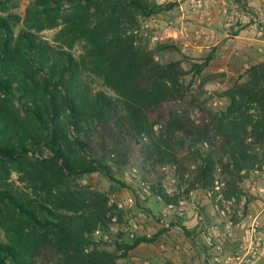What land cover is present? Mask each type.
Here are the masks:
<instances>
[{
  "label": "trees",
  "instance_id": "16d2710c",
  "mask_svg": "<svg viewBox=\"0 0 264 264\" xmlns=\"http://www.w3.org/2000/svg\"><path fill=\"white\" fill-rule=\"evenodd\" d=\"M156 9L148 0H31L24 19L27 28L18 34L12 16L0 15V229L9 239L0 240V264H37L19 243L33 228L57 226L63 247L78 246L84 240L82 235L77 239L72 235L65 215L4 184L11 170L29 173L39 169L33 175V187L40 181L45 186L48 179L66 171L78 175L102 170L116 180L112 168L103 162L107 145L125 161L133 155L130 143L136 144L147 161L164 160L173 156L171 149L178 144L175 130L196 145L210 142V151L198 152L202 157L198 179L205 183L217 166L240 179L242 169L250 170L262 162L252 147L264 145V62L252 66L248 79L228 92L227 109L208 115L220 144L211 140L209 130L196 132L181 124L166 134H156L150 113L159 107L162 100L157 93L170 79L163 73L176 72V68L154 62L152 53L135 47L126 34L128 27L140 23L139 16L166 7ZM0 10H5L3 0ZM51 28H59L54 36L57 46L31 31ZM78 44L82 49L76 55L73 50ZM92 76L119 96L93 90L88 82ZM71 127L77 131L74 141L69 137ZM142 134L148 135V142L140 143ZM93 137L100 142L102 159L73 161L71 143L87 152ZM43 143L52 148V157L40 167L27 163L31 148ZM229 186L236 187V180ZM160 196L166 204H175L182 197L165 191ZM138 244L124 247L131 250ZM96 253L81 250L75 264H106Z\"/></svg>",
  "mask_w": 264,
  "mask_h": 264
},
{
  "label": "rangeland",
  "instance_id": "374dc122",
  "mask_svg": "<svg viewBox=\"0 0 264 264\" xmlns=\"http://www.w3.org/2000/svg\"><path fill=\"white\" fill-rule=\"evenodd\" d=\"M3 1H5V10H0V15L12 16V22L16 21L13 28L18 34L27 28L24 19L31 0ZM254 2H258V9L255 4H250L246 0L244 2L241 0L239 8H242L245 15L249 17L246 19L245 27H249L250 23H256L253 31H248L252 33L253 37L258 33V42L253 40L245 61H242L240 69L236 70L234 74L227 72L213 74L211 72L209 60L216 53L217 48L222 46V42L212 46L210 50L204 53L184 51V43L180 38L176 40L172 38L163 43L153 44L149 35L146 34L147 29L144 28L153 14L139 16L140 23L133 28H127L126 34L133 39L135 47L147 48L152 53L154 62L160 66L175 65L176 68V72L163 73L164 77L170 79H166L165 84L161 85V91L157 94L162 101L159 107L153 108L155 113H150L158 136L161 133L166 134L168 130L175 129V125L181 124L196 132L209 130L211 140L220 144L221 138L216 136V131L210 124L211 120L208 115L227 109L230 103L228 92L238 83H243L248 79L249 69L252 66L264 62V0H255ZM148 3L151 6L157 5V11L159 7H169L166 4H157L153 0H148ZM173 6L171 5L170 8L173 9ZM256 11H258V17L254 19L253 15ZM169 13L173 14L171 11ZM240 25L242 23L237 22L234 27ZM242 28L244 27L240 29ZM58 29H44L40 32L32 29L31 31L57 46L54 36ZM232 31L235 32L236 29L233 28ZM226 39L228 38H224L223 41ZM204 40L207 44L211 41L205 38ZM210 43L214 44L213 42ZM81 49L82 46L78 44L73 51L78 55ZM88 82L95 91L102 90L109 95H118L106 87L100 78L92 76ZM217 82H221L223 86H219ZM216 102L217 104H215ZM76 136V129L71 127L69 137L74 141ZM173 136L175 142L178 143L172 145L173 156L167 155L168 157L166 156L164 160L159 159L151 162L145 159V154L138 149L135 143H130L133 155L128 158V161L111 153L112 145H107L106 152H103L106 155L103 162L112 168L116 180H112L102 170L78 175L68 174L66 171L55 178L48 179L45 186L40 181L36 187H33L32 178L35 173L38 174L39 169L29 173L11 170L5 180L6 182H3L4 184H9L17 190L28 193L33 199L44 202L54 213L65 215L68 220V229L75 233L72 235L76 239L81 235L84 237L78 246L74 243L63 247L60 243L61 235L57 226L33 228L24 234L21 242L19 241L22 251L31 255L37 264H75L78 258L77 254L81 250L84 251V254H91L96 251L99 257H103L102 261L106 264H136V260L131 258L130 249L124 247L125 244L147 242L160 249L159 232L169 228L159 226L164 215L163 208H166L165 200L160 196V192L165 191L170 196H173L174 192L179 193L182 196L181 199L189 200L188 203L198 201L197 205L200 209L208 205L213 207L209 201L206 203L207 200L203 197L205 189L211 185L212 179L224 173L223 167L217 166L212 173H209L210 179L207 183L198 179L202 165V157L198 155V152L210 151V142H207L208 146L204 145V141L196 145L177 130L174 131ZM139 137L140 143L149 141L147 134H142ZM98 138L100 139V137ZM247 141L248 143L252 142L251 139ZM99 143L93 137L90 142L91 149L83 152L80 147L72 142L73 161L84 159L90 162L91 159H102L99 155V152L102 153ZM192 145L196 147L194 151L190 150ZM252 152L259 154L262 159V162H257L252 169L258 168L263 172L264 158L262 153L264 152V145H253ZM52 155V148L43 143L31 148L26 161L40 167V163ZM252 169H247L249 173L247 177L239 182L236 181V187L230 188L229 186L224 192L238 195L239 198L243 194L246 197L250 196L252 193L251 183L255 179L253 172H251ZM258 175V186H264L260 182V177L263 175ZM118 181L124 184L122 185ZM56 184L59 185V189L56 188ZM248 188L251 193H249ZM192 191L199 192L194 199L191 196ZM253 198L254 200L258 199L254 196ZM248 213H252V211L247 209L244 215ZM169 214L170 220L168 221L173 223L177 217L170 212ZM238 216L239 213L236 210L233 219L237 220ZM148 219H150V223H147ZM132 221L139 222L141 226L134 238H131L129 233ZM101 234H108L109 238L105 239L100 236ZM140 239L142 241H138ZM0 240H9L6 233L1 229ZM238 245L239 242L236 241V247ZM69 251H72L71 255L68 254Z\"/></svg>",
  "mask_w": 264,
  "mask_h": 264
},
{
  "label": "crops",
  "instance_id": "0c3cea01",
  "mask_svg": "<svg viewBox=\"0 0 264 264\" xmlns=\"http://www.w3.org/2000/svg\"><path fill=\"white\" fill-rule=\"evenodd\" d=\"M246 1L255 4L258 9V2H254L255 0ZM202 2L201 7L194 8L190 0H178L166 4L169 7L154 13L153 17L159 20L163 29L170 31L175 36V40L179 38L182 40L184 51L204 53L212 46L222 42V46L217 48L216 53L209 60L211 72L213 74L218 72L234 74L236 70L240 69L242 61L246 59L253 40L258 42V33L253 37L252 33L248 31H253L256 23H250L249 27H245L246 19L249 17L245 15L242 8H239L241 0H234V2L230 0L227 13L221 11L220 0H203ZM171 5H174L173 9L170 8ZM170 11L173 14L169 13ZM257 14L258 11L253 15L254 19L258 17ZM237 22L242 25L234 27ZM241 27L244 28L240 29ZM233 28L236 29L235 32L232 31ZM226 37L228 39L223 41ZM204 38L210 39V42L214 44L212 45L210 42L207 44ZM217 84L222 85L221 82H217ZM258 176H255V179L258 180ZM260 182L264 184L263 177H260ZM249 193L251 192L249 191ZM197 194L199 192L192 191V199ZM225 194L228 200L234 202L238 213L244 214L249 209L252 213L259 214L264 220V197L252 193L248 197L243 194L240 198L232 193L225 192ZM253 196L258 199L254 200ZM203 197L207 200H205L206 203L210 202L214 208L208 205L200 209L197 205L198 201L188 203L187 216L182 219L175 218L171 227L159 232L160 249L153 244L141 242L130 250L132 260H136V264H219L214 261L215 256L220 255L219 258L223 259L224 255L235 251L236 241L225 236L223 219L219 216L215 203L205 196ZM165 205L163 218L159 222V226H163V228H165L163 224L170 220L169 204ZM239 206L241 208H238ZM149 220L147 223H150ZM206 234L213 235L212 244L206 243L204 239ZM163 243L166 244V248L162 247ZM256 264H264V255Z\"/></svg>",
  "mask_w": 264,
  "mask_h": 264
},
{
  "label": "built area",
  "instance_id": "2783aa9c",
  "mask_svg": "<svg viewBox=\"0 0 264 264\" xmlns=\"http://www.w3.org/2000/svg\"><path fill=\"white\" fill-rule=\"evenodd\" d=\"M157 4H169L178 0H153ZM194 8L201 7L203 0H190ZM234 2V0H232ZM221 11L223 13L228 12L230 0H220ZM210 20V19H209ZM147 29L149 38L153 44H159L175 38V36L168 30L162 28L159 20L153 15L149 18L148 22L144 26ZM205 146H208L207 142H204ZM195 146H191L190 150L194 151ZM251 172L255 176L262 174L264 177V171L262 172L258 168L252 169ZM247 169L240 172L241 178L239 179L237 174L221 173L217 178L212 180L209 187L205 189V197L213 201L216 205L219 216L223 219V226L225 228V236L239 242L235 251L231 254L224 255L220 259L219 256H215L214 261L219 264H256L264 255V220L256 213H248L246 215L240 214L237 220L233 219L236 215L234 208V202L228 200L225 196V190L229 187L231 180L240 181L248 175ZM251 192L256 196L264 197V186H258V180L254 179L251 183ZM188 201L185 199L179 200L175 204H169L168 211L174 214L176 217L182 219L187 216L188 213ZM171 221L164 223L165 227H171ZM141 228L139 222L132 221L130 223L129 233L130 237L134 238L136 233ZM100 232V231H98ZM101 237L108 239V234H101ZM206 243H213V235L206 234L204 237ZM163 248H166V244H162Z\"/></svg>",
  "mask_w": 264,
  "mask_h": 264
}]
</instances>
